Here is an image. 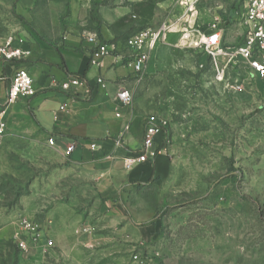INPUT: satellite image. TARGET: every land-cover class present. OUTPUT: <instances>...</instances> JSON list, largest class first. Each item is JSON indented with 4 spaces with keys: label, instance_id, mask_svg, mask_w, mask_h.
Instances as JSON below:
<instances>
[{
    "label": "rangeland",
    "instance_id": "obj_1",
    "mask_svg": "<svg viewBox=\"0 0 264 264\" xmlns=\"http://www.w3.org/2000/svg\"><path fill=\"white\" fill-rule=\"evenodd\" d=\"M245 1L191 0L189 19L206 27L216 15L225 18L220 23L237 44ZM47 5L0 0V38L18 29L36 34L34 17L49 18ZM226 83L215 81L200 50L173 43L156 47L125 86L146 124L150 117L165 123L159 134L168 173L132 193L149 209L137 210L138 221L159 222L152 242L104 249L102 238L111 239L117 226L98 215V189L37 138L7 133L0 140V264H264V78L242 91ZM55 212L61 216L56 233L48 227L53 247L20 253L19 220L54 226ZM78 220L90 224L87 233H73ZM85 237L100 244L84 245Z\"/></svg>",
    "mask_w": 264,
    "mask_h": 264
},
{
    "label": "crops",
    "instance_id": "obj_2",
    "mask_svg": "<svg viewBox=\"0 0 264 264\" xmlns=\"http://www.w3.org/2000/svg\"><path fill=\"white\" fill-rule=\"evenodd\" d=\"M106 2L46 0L50 16L34 17L36 34L30 37L19 29L11 32L8 36L24 39L23 49L29 52V56L0 64L3 77L0 106L5 102L13 72L26 70L33 79L36 94L19 99L7 108L3 117L4 137L7 133H18L29 139L37 138L46 146L47 140L52 138L55 144L49 148L62 156L66 146L75 145L72 153L64 156L63 167L79 173L86 184L98 189L104 199L98 215L105 223H109L108 219L110 225L117 226L111 239L102 238L104 249L110 250L152 242L157 238L159 222L143 224L138 221L137 210L148 212L149 209L143 203L141 207L136 205L137 196L132 193H135L136 186H145L168 173V160L161 149L164 137L160 134L155 136L151 148L158 152L154 160L138 164L131 171L123 168L125 157L137 155L146 125V117L133 111L132 104L122 108L116 99L117 92L136 78L131 67L118 58L124 56L125 39L143 27L180 20L168 35L167 41L171 45L181 29L205 26H195V19H189L188 14L195 6L189 8V0ZM90 14L98 20L99 26L90 21ZM229 30L228 27L223 29L222 42L227 46L236 45L232 36L235 32ZM91 36L96 37L97 44H115L118 52L93 62L95 44L88 41ZM74 79L79 81L78 85H72L67 91L61 90V84ZM62 105H66V109L60 110ZM116 113H120V118L115 116ZM127 124L129 129L123 134L122 144L116 147L114 143ZM90 141L97 142L101 149L90 151L87 147ZM60 216L59 212L53 214L54 226L50 220L52 232L59 227ZM80 227L90 229V224L77 222L72 228L73 233ZM80 241L84 245L100 244L96 237H85Z\"/></svg>",
    "mask_w": 264,
    "mask_h": 264
},
{
    "label": "built area",
    "instance_id": "obj_3",
    "mask_svg": "<svg viewBox=\"0 0 264 264\" xmlns=\"http://www.w3.org/2000/svg\"><path fill=\"white\" fill-rule=\"evenodd\" d=\"M224 19L216 16L213 22L205 28H183L177 32L175 43L181 48L200 50L210 60L215 81L219 83L227 82V87L242 91L245 84L249 86L252 80L264 78V0L245 1L240 20L241 40L236 45L227 46L222 42L225 26L220 22ZM179 22L180 20H177L172 23H162L156 27L148 26L139 29L125 39L127 54L124 56L118 55V58L126 62L131 67L132 73L137 76L145 68L150 53L156 47L169 45L168 35ZM88 41L95 44V51L92 53L93 62L118 52L117 46L113 43L108 45L97 44L95 36L88 37ZM24 43L23 38L14 37L13 35L0 40V64L2 62L20 61L29 56V52L23 49ZM227 76L235 78L237 82L231 86L227 81L229 80ZM1 80H3V77L0 74ZM98 82L100 81L98 80ZM78 84L79 81L74 79L61 84L59 87L61 90L67 91L72 85ZM35 94L34 82L28 72L24 69L15 70L9 81L5 102L0 106V140L5 135L6 126L3 117L7 108L17 100L28 99ZM116 99L122 108L129 107L132 103V92L126 88H121L116 94ZM59 109H66V105H62ZM115 116L120 118V113H116ZM164 125L163 121L154 117L148 119L137 155L123 159L125 171H131L138 164L156 158L158 152L151 148L155 136L160 133V128ZM128 129V124L123 126L120 137L114 143L116 147L121 146L123 134ZM46 144L52 148L55 141L49 138ZM87 147L92 152L101 149L100 145L94 141H90ZM74 149V144L66 146L63 156H69ZM50 224L49 219L45 225H40L29 218H21L15 240L18 251L25 254L41 248L53 247V241L49 238L48 227ZM87 232V227H80L76 231L77 234Z\"/></svg>",
    "mask_w": 264,
    "mask_h": 264
},
{
    "label": "trees",
    "instance_id": "obj_4",
    "mask_svg": "<svg viewBox=\"0 0 264 264\" xmlns=\"http://www.w3.org/2000/svg\"><path fill=\"white\" fill-rule=\"evenodd\" d=\"M90 21L95 22V23L97 24V26H99V22H98V20L95 19L91 14H90ZM77 79H81V78H79V77L77 76Z\"/></svg>",
    "mask_w": 264,
    "mask_h": 264
},
{
    "label": "bare ground",
    "instance_id": "obj_5",
    "mask_svg": "<svg viewBox=\"0 0 264 264\" xmlns=\"http://www.w3.org/2000/svg\"><path fill=\"white\" fill-rule=\"evenodd\" d=\"M187 2H188V0H187ZM190 2H191V0H189V2L187 4H190ZM183 4H185V2H183Z\"/></svg>",
    "mask_w": 264,
    "mask_h": 264
}]
</instances>
